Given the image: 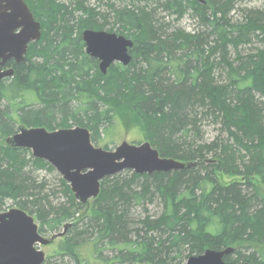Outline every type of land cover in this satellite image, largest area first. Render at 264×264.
Listing matches in <instances>:
<instances>
[{"label": "trees", "instance_id": "trees-1", "mask_svg": "<svg viewBox=\"0 0 264 264\" xmlns=\"http://www.w3.org/2000/svg\"><path fill=\"white\" fill-rule=\"evenodd\" d=\"M24 1L42 23V37L23 63L9 66L15 74L0 88V213L12 202L36 217L41 234L53 236L82 210L62 177L60 191L67 201L54 205L45 194L47 184L34 176L54 168L33 156L28 160L27 150L7 145L18 124L48 131L83 127L96 145L116 123L128 124L140 127L145 142L162 158L208 161L184 171H129L130 179L123 173L106 178L91 220L85 228L72 226L44 264H57L51 262L54 257L89 264V252L83 254L86 238L92 240L95 264L104 246L120 248L115 258L120 263L178 264L209 249L236 252L245 247L252 252L240 258L243 262L264 264V252L259 251L264 244V194L254 182L264 181V14L252 13L244 23L234 24L230 12L244 0H205V5L167 0L161 5L178 18L193 8L210 30L207 35L170 31L147 6L133 5L162 0H121L131 7L108 3L107 13L87 0H73L72 5ZM107 25L112 28L106 32L116 30L134 46L127 67L114 64L103 75L98 60L86 53L82 33L105 31ZM254 40L263 45L256 53L229 58L231 47L238 52ZM218 69L225 73V83L216 81ZM206 119L223 132L210 143L202 140ZM220 175L239 181L224 184ZM156 199L163 203L162 215L145 222L144 231L135 230L136 241L121 248L120 241L134 228L128 218L131 204ZM148 231L162 237L156 240ZM229 257L224 258L227 264H237Z\"/></svg>", "mask_w": 264, "mask_h": 264}, {"label": "water", "instance_id": "water-1", "mask_svg": "<svg viewBox=\"0 0 264 264\" xmlns=\"http://www.w3.org/2000/svg\"><path fill=\"white\" fill-rule=\"evenodd\" d=\"M191 1L206 4L205 0ZM41 36V24L24 0H0V88L3 81L15 74L13 68L5 69L7 63L24 62L29 45ZM82 40L87 55L98 60L103 75H107L112 64L127 67L132 61L130 50L134 43L122 35L85 30ZM6 143L10 148L29 150L33 158L50 164L70 185L74 198L82 205L98 198L105 178L124 171L151 175L184 171L208 163L162 158L149 142L139 146L124 142L113 151L97 148L90 131L83 127L50 132L44 127L20 126ZM55 238L43 237L34 217L23 210L14 208L0 213V264H43L46 256L39 247L50 245ZM234 252L233 248L209 249L190 257L186 264H226L224 258Z\"/></svg>", "mask_w": 264, "mask_h": 264}, {"label": "rangeland", "instance_id": "rangeland-1", "mask_svg": "<svg viewBox=\"0 0 264 264\" xmlns=\"http://www.w3.org/2000/svg\"><path fill=\"white\" fill-rule=\"evenodd\" d=\"M57 1L60 3L67 4V5H72L73 0H57ZM206 1H207V3L209 2V0H206ZM210 1H213V0H210ZM166 2H167V0H162V1H160V4H156L155 1H152V2H149L148 5H145V3H142V4L138 3V4H133V5L136 7L147 6L149 8V10H152L155 12L156 19H158V20L160 19L162 22L166 23L169 26L170 31L182 30V31H185L186 33H190V34H200V33L204 32L207 35L210 33V30L207 29L200 22L199 18L195 14L193 8L188 7L186 13L183 16H181V18H178L177 15H175L174 13H172L170 11H167L163 6H161L162 4H166ZM108 3L114 4L117 7L118 6L124 7V5H126V4L129 7H131V5H132L130 3L122 2L121 0H87V5H89L90 7H93V8H97L99 11L106 12V13L109 12V10L107 9ZM256 12H261L264 14V0H244V1L237 3L235 5L234 9L232 10V12H230L229 18H230V21L232 23L240 24V23H244L248 17L253 15L252 13H256ZM106 28L107 29L105 31H108L109 29L112 28V25H107ZM115 31L113 33L117 34ZM213 39H215V38H212V41H214ZM262 46L263 45L260 42H258V40H254L252 44L242 45V47H240L238 52H236L231 47L229 49V58L233 61L234 59H236L237 54H240L241 57L245 58L248 55L256 53V49L261 48ZM215 74H216L215 75L216 81L218 83H225L227 81L225 73L223 72V70L218 69L215 71ZM20 126H23V125L18 124L16 127L19 128ZM73 128H75V127H73ZM221 129H222V127L220 125L212 122L209 119L208 120L206 119L205 121L202 122V125H201L202 140L204 142H207V143L215 141L219 136L220 137L222 136L221 134L223 132L221 131ZM102 138L103 139L99 143H97V145L93 143L94 146L97 148H103V149H104V147L107 146L108 150H111V151L115 150L117 147H119L124 142H126L130 145H137V146L145 143L144 136H143V133H142L140 127L128 125V124L123 125V124L116 123V125L113 128H111L106 134H102ZM4 141H5V139L2 140L3 143H4ZM27 151H28L27 159L30 160V158L32 157V152L29 150H27ZM122 173L121 174L123 175V177H125L127 179H130V177L132 175V173H129V171H124ZM118 175H120V174H118ZM34 176H36L38 181H44L47 184L48 190L46 191L45 194L48 195L50 201L53 202L54 205H58L59 203H64L67 201L66 198L64 197V195H62V193L60 191L59 178L61 176L59 173H57V171L55 169H54V172L49 171V170L37 171L34 174ZM110 178H112V177H108V179H110ZM219 179L224 184H231L233 182L239 181V179L236 177L225 176V175H220ZM103 181L101 182V191H102ZM254 182H255V184H257L261 188V192L264 194V181H262V179H260V178H256ZM101 191H100V193H101ZM96 200L97 199H91L85 205H82L81 203H79L76 200V202L82 206V208H81L82 210L79 211L75 215L74 219L70 220L66 224H70V225L72 224L71 226L76 225V226H79L80 228L81 227L85 228V226L91 220V218H89L91 215V208L96 206L95 205ZM14 208H17V207L12 202H8L5 209H4V212H7V211L14 209ZM163 211H164L163 203L157 199L154 201L152 200V201H148L145 203L142 202L140 204L139 203L138 204L132 203L131 206L129 207L128 218H129V223H130L131 227H134V228L132 230V233H130L131 231L128 232L127 240H125V241L121 240L120 241L121 243H119V244L121 245V248H123L122 244L128 245L129 242L136 241L137 233L135 232V230H141L142 229V231H144V223L147 221H154V220L158 219L162 215ZM32 217H34L37 225L39 226V222L36 219V217L35 216H32ZM72 229H73V227H71V230ZM62 230H63V227H61L60 231H62ZM147 233H149V235H157L158 237L154 238L156 240H157V238L162 237L158 233L154 234L153 232H149V231ZM41 235L47 239H50L52 237L51 233L41 234ZM163 238H164V236H163ZM92 239H94V238H92ZM86 240H88V242ZM82 244L84 246L83 254L87 255V253L89 252V254L87 256V260L89 261V264H95L96 263L95 258L92 257V251H91V247H90L92 245V240L89 238H86L85 242ZM57 246H58V244L54 243L51 246H40L39 249L42 250L45 253L46 258H48L49 256L55 255L54 251H55V248ZM259 248H260L259 251L264 252V244L262 246H259ZM119 250H120V248L118 250H112V249H108V247L104 246L102 248V257H101L100 263L104 264L106 260L113 259V261L110 262L111 264H114V263L115 264H129V263H120L118 260L115 259L116 255L120 254ZM251 252H252L251 249L248 250V248H245V247L239 248V249L236 248V252L234 254L232 253L229 258L231 259V262H235V263L239 264V263L243 262V260H244V259H240V258L243 257L244 255L247 256ZM189 258L190 257L185 258L183 261L179 262L178 264H186ZM51 262L57 263V264H61L62 262L67 263V264H74V262L69 260V259L62 261L60 257L52 258ZM172 263L176 264V261L173 260ZM132 264H136V263H132Z\"/></svg>", "mask_w": 264, "mask_h": 264}, {"label": "flooded vegetation", "instance_id": "flooded-vegetation-1", "mask_svg": "<svg viewBox=\"0 0 264 264\" xmlns=\"http://www.w3.org/2000/svg\"><path fill=\"white\" fill-rule=\"evenodd\" d=\"M26 3V2H25ZM27 4V3H26ZM28 6V5H27ZM29 7V6H28ZM29 9H30V7H29ZM30 11L32 12V10L30 9ZM33 13V12H32ZM33 15H34V18H35V20L36 21H38V22H40L37 18H36V16H35V14L33 13ZM40 24H41V32H42V23L40 22ZM42 37V36H41ZM35 43V42H34ZM34 43H31L30 45H29V48H28V51H29V49H30V47H31V45L32 44H34ZM28 54V53H27ZM26 54V55H27ZM26 58V57H25ZM25 61V60H24ZM23 63V62H22ZM11 64H16L15 63V61L14 60H11V61H9L8 63H7V65L5 66V69L6 68H9V66L11 65ZM116 64H119V63H116ZM16 65H18V64H16ZM112 65H114V64H112ZM72 225V224H71ZM70 224H66L64 227H63V230L62 231H60L59 233H57V234H55V235H53L52 237H55L56 236V238L52 241V243L50 244V245H48V246H51V245H53L54 243H56V242H58V241H60L63 237H65L66 235H67V232L71 229V226ZM58 235H62V236H58ZM51 237V238H52ZM226 263V262H225ZM241 263H245V262H241ZM227 264V263H226ZM240 264V263H239Z\"/></svg>", "mask_w": 264, "mask_h": 264}]
</instances>
